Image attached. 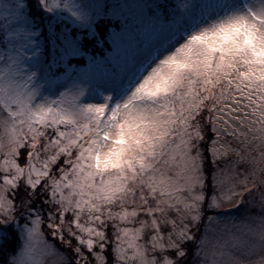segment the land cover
I'll return each mask as SVG.
<instances>
[{
	"label": "snow or ice",
	"instance_id": "6c2138e0",
	"mask_svg": "<svg viewBox=\"0 0 264 264\" xmlns=\"http://www.w3.org/2000/svg\"><path fill=\"white\" fill-rule=\"evenodd\" d=\"M0 264H264V0H0Z\"/></svg>",
	"mask_w": 264,
	"mask_h": 264
}]
</instances>
